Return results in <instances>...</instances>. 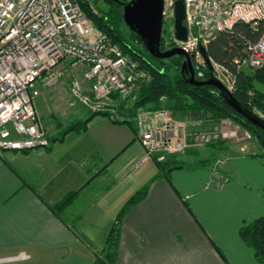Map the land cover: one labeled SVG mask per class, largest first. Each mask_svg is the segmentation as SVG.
<instances>
[{"label":"crops","instance_id":"0c3cea01","mask_svg":"<svg viewBox=\"0 0 264 264\" xmlns=\"http://www.w3.org/2000/svg\"><path fill=\"white\" fill-rule=\"evenodd\" d=\"M35 107L39 113L36 102ZM84 110V131L57 141L49 136L48 149L5 154L0 259L25 253L30 261L21 264H95L89 247L105 246L122 207L148 186L146 198L123 220L116 264H260L239 232L264 217V159L209 148L210 155H219L214 165H194L209 158L188 156L193 165L166 179L154 158L143 160L135 122ZM200 118L195 127L202 123L201 131H207L213 121ZM194 120L188 116L182 125L189 128ZM216 166L230 178L223 190L209 186ZM72 192H79L72 204L54 213L51 207Z\"/></svg>","mask_w":264,"mask_h":264},{"label":"built area","instance_id":"2783aa9c","mask_svg":"<svg viewBox=\"0 0 264 264\" xmlns=\"http://www.w3.org/2000/svg\"><path fill=\"white\" fill-rule=\"evenodd\" d=\"M177 1L164 0L163 23L169 24L170 35L162 43L166 50L182 48L199 71L206 68L201 47L207 49L220 32H230L239 23L259 32L264 23V0H183L188 36L179 41L174 27ZM85 2L88 11L81 0H0V163L7 152L50 147L35 107L42 89L55 88L70 77L72 100L92 114L123 121L119 107L132 105L151 81L150 72L95 25L97 9L91 0ZM246 54L243 62L235 61L239 68H264V31L248 43ZM212 66L216 78L217 67L229 72L214 61ZM176 116L166 108L138 110L135 123L144 161L162 153L157 157L162 162L166 154H182L219 137L195 129L188 136L180 133ZM228 122L222 120L221 129ZM229 182L228 176L214 172L209 186L223 190Z\"/></svg>","mask_w":264,"mask_h":264},{"label":"trees","instance_id":"16d2710c","mask_svg":"<svg viewBox=\"0 0 264 264\" xmlns=\"http://www.w3.org/2000/svg\"><path fill=\"white\" fill-rule=\"evenodd\" d=\"M91 1L94 3L104 1L106 3V6L101 8L97 15L92 16L95 25L108 34L112 42L117 44L125 54L139 61L140 65L147 69L152 76L151 81L141 87L135 102L131 106L125 107L122 105L119 107L117 112L119 116L124 118L123 123L133 124L139 109H159L163 99H165L167 109L176 115L183 114L196 119L202 117L215 123L222 120H231L242 124L260 142L263 150L261 157L264 159V130L252 125L234 111L215 87H197L188 84L181 75L182 57L156 59L149 54L141 39L134 32L130 30L131 34L127 36L122 33L121 27L125 22L121 2L129 0H119V3H114L111 0ZM81 3L85 11H88L85 0H81ZM263 31L264 23H261L259 32L253 31L247 24L239 23L230 32H220L207 46L210 59L225 68L234 77L235 88L232 91L234 97L253 113H255L253 110L255 107L264 111V96L257 93L253 87L254 82L264 84V68L250 76L241 71L239 64H236L235 61L238 60L241 63L246 59L248 43L256 42ZM162 49L166 50L163 43ZM199 72L203 73L205 77H208L210 73L207 67ZM101 115L108 116L106 114ZM114 121L119 122L118 119ZM86 126L87 122L77 124L54 141L62 140L65 134L75 129L80 128L81 131H84ZM212 141L220 143L223 140L221 137H217ZM176 158V156H169L165 161L156 163L162 177L169 179L172 171L183 168L184 165ZM207 162L202 161L200 164L204 166ZM148 190V186L140 189L122 207L109 232L106 244L101 250L89 247L93 251L95 264H116L123 220L134 206L146 198ZM78 194L79 192L67 194L51 209L54 213L60 215L72 204ZM239 234L241 240L253 249L257 261L264 264V217L245 224L240 229Z\"/></svg>","mask_w":264,"mask_h":264},{"label":"rangeland","instance_id":"374dc122","mask_svg":"<svg viewBox=\"0 0 264 264\" xmlns=\"http://www.w3.org/2000/svg\"><path fill=\"white\" fill-rule=\"evenodd\" d=\"M93 7L97 9V12L100 11L101 8L106 6V3L104 1H99L98 3H94L92 1ZM121 31L124 35H130L131 31L130 29L123 24L121 27ZM163 37L167 38L170 35L169 31V24L165 23L163 26ZM62 68V67H61ZM240 70L245 72L246 74L253 76L256 72H258L261 69L255 70L250 68L247 65H243L240 67ZM79 74H81V71H79ZM216 76L220 78V80L232 91L235 88V79L234 77L229 73L226 72L221 67H217V70L215 71ZM69 87H70V77H66L63 82L58 85L55 88L50 89L49 91H43V94L40 98H36L35 102L38 109V114L41 120V123L43 125V128L48 136H51L52 139H56L58 137H61L69 128L77 126V124L80 125V123H83L79 119V115L81 113H86L85 108L79 106V105H73V103L70 100L69 95ZM42 89V88H41ZM44 90V89H42ZM134 103V102H133ZM132 103V104H133ZM131 106V105H130ZM160 108H166V100L163 99L161 107ZM254 112L261 118H264V111L261 109L255 107ZM176 115V114H175ZM187 116L183 114H178L176 116V120H178L181 123L180 126V133L184 132V134H187V136L195 129L198 131H201V127L199 124L197 125V128L195 127V123L199 122L200 120L196 119L193 122H189V128L188 125H182V120H185ZM187 121V120H186ZM229 122L224 124L225 126H231L232 128L221 129L220 123L221 122H213L210 125L206 126L204 129L207 130V132L210 133L211 136L219 135V137H222L224 140L220 143H214V142H208L201 146H190L185 153L182 154H176V155H167L165 156V160L167 157L176 156L177 160L182 163L183 165H187L186 162L188 156H196L200 159H206L209 158V160H198L194 165L202 166L200 163L202 161H208L207 164L204 165V167H208L209 165H214V161L217 160L215 154L210 155L213 152L209 151V148L215 149V150H221V151H227L228 153H234L235 155L238 153H242L248 156H254V157H260L263 155V150L260 146V142L258 139L252 134V132L244 127L240 123H236L234 121L228 120ZM215 123V124H214ZM194 125V126H193ZM199 126V128H198ZM80 127V126H79ZM78 128V127H77ZM203 129V130H204ZM221 129V130H220ZM223 130V134L221 131ZM221 133V134H220ZM57 136V137H56ZM51 139V140H52ZM48 149V148H47ZM28 152V151H24ZM202 152V153H201ZM162 153H157L154 155V159L156 162H160L157 157L162 156ZM263 159V158H262ZM190 164V163H189ZM193 165V164H190ZM218 166H216V169L214 170L215 173L222 174L218 169ZM213 172V173H214ZM223 175V174H222ZM25 256V253H21V255ZM7 258V257H5ZM11 258V257H10ZM59 258L53 257L52 260L56 261ZM29 256L25 257V259H22V257H15L11 259H0V264H21V263H28Z\"/></svg>","mask_w":264,"mask_h":264},{"label":"water","instance_id":"95a60500","mask_svg":"<svg viewBox=\"0 0 264 264\" xmlns=\"http://www.w3.org/2000/svg\"><path fill=\"white\" fill-rule=\"evenodd\" d=\"M119 3V0H111ZM123 8V19L126 26L134 32L143 42L149 54L156 59H170L182 57L181 75L185 81L193 86L215 87L223 96L224 100L234 111L249 121L252 125L264 130V118L244 107L233 95L226 85L215 77L213 66L207 49L201 47L203 59L209 70V76L205 77L199 72L192 60V57L182 48L175 47L169 50L162 49L163 22H164V0H129L121 2ZM185 5L183 0H178L175 6V35L179 41L185 42L188 36V29L184 24ZM199 72V73H198ZM255 91L264 96V84L254 82Z\"/></svg>","mask_w":264,"mask_h":264}]
</instances>
